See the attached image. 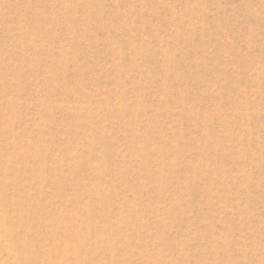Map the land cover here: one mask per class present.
I'll return each mask as SVG.
<instances>
[{
  "label": "rangeland",
  "instance_id": "374dc122",
  "mask_svg": "<svg viewBox=\"0 0 264 264\" xmlns=\"http://www.w3.org/2000/svg\"><path fill=\"white\" fill-rule=\"evenodd\" d=\"M0 264H264V0H0Z\"/></svg>",
  "mask_w": 264,
  "mask_h": 264
}]
</instances>
